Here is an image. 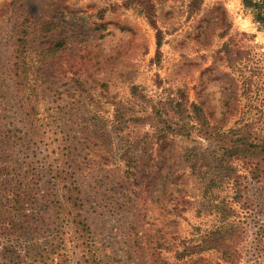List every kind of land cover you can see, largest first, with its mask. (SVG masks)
<instances>
[{
    "label": "rangeland",
    "instance_id": "obj_1",
    "mask_svg": "<svg viewBox=\"0 0 264 264\" xmlns=\"http://www.w3.org/2000/svg\"><path fill=\"white\" fill-rule=\"evenodd\" d=\"M14 62L38 84V159L62 142L58 127L74 144L86 127L78 137L90 145L73 153L90 160L92 238L112 264H264V175L247 177L244 159L226 171L187 117L196 103L209 127L247 124L264 138V0H0V141L19 127ZM124 143H138L131 167ZM4 152L0 203L21 161Z\"/></svg>",
    "mask_w": 264,
    "mask_h": 264
},
{
    "label": "trees",
    "instance_id": "obj_2",
    "mask_svg": "<svg viewBox=\"0 0 264 264\" xmlns=\"http://www.w3.org/2000/svg\"><path fill=\"white\" fill-rule=\"evenodd\" d=\"M47 26L45 24V27ZM63 43L56 42L43 54L54 55ZM160 45L161 38L158 32L157 49ZM23 66H25L23 71L31 69L27 65ZM21 68L15 62L11 67L13 84L19 96L15 112V120L19 127L16 130H9L10 134L3 139L4 141H0V155L8 148L16 151L21 158L20 166L10 181L11 195L0 203V264H112V260L115 259H111L92 238L89 211L82 186L87 175L83 172L89 168L90 160L85 159L87 153L81 161L77 157L79 153L75 155L73 153L78 146L79 150H82L90 145L81 142L78 137L79 132L85 133L86 127L75 133L77 139L75 144L69 141L70 136L65 134L63 128L58 127L60 128L58 133L60 131L63 134L62 142L51 152L48 151L49 147L48 149L46 147V154L42 159H38L36 138H40L44 130L42 131L41 118L40 125L37 123L36 108L30 107L38 84L24 79L27 75L21 78ZM231 81L235 82L233 79ZM232 104L230 97L222 101L226 112H229ZM189 109L187 117L195 119L201 127L197 129L198 133L220 151L216 156L221 167L227 171L229 163L244 159L242 165L247 177L258 181L264 175V138L253 139L248 135L247 130H244L248 127L247 124L237 130L209 127L201 113L200 105L190 103ZM229 115L223 114V118ZM59 120L66 121L67 118L63 115ZM121 121L120 115L116 114L112 129L118 136L124 132ZM54 122V120L46 122L45 125H53ZM131 133L125 135V142ZM162 134V131H158V136L164 137ZM124 144L126 145L122 147L119 158L124 161L126 167H131L132 154L139 149L138 143ZM52 152L56 153L55 159H50ZM225 176L227 177V174H224ZM40 201L44 202L42 207ZM224 230L216 233H224ZM221 244L225 245V248L229 246ZM195 248L197 246L192 249Z\"/></svg>",
    "mask_w": 264,
    "mask_h": 264
}]
</instances>
